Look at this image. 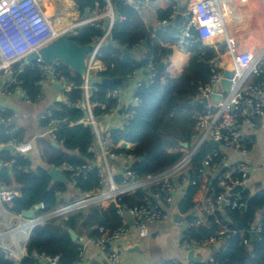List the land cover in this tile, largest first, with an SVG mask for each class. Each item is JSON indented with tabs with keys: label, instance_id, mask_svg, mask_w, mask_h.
<instances>
[{
	"label": "trees",
	"instance_id": "16d2710c",
	"mask_svg": "<svg viewBox=\"0 0 264 264\" xmlns=\"http://www.w3.org/2000/svg\"><path fill=\"white\" fill-rule=\"evenodd\" d=\"M51 0H46L50 2ZM62 0H52L53 5ZM116 13L124 17L115 21L111 33V40L104 44L100 50L99 59L104 63L105 70L93 76V82L97 89L90 97L93 113L101 118L110 108L116 104V99L107 97L109 87L101 83L103 78L121 76L128 79L139 69H146L149 61L155 64L158 71L152 84L136 89V105L129 106L132 114L127 124L111 130L115 141L125 140L134 143L133 153L136 160L131 169L138 177L157 173L173 166L183 155V151H172L171 148H180V142H187L189 146L194 144L195 115L205 110L204 101L198 100L192 103L200 94V88L207 84L212 75L211 61L226 51V46L206 45L202 42L198 32L193 31V37L188 39L187 51L191 53L187 66L182 73L172 78L166 71V66L159 67L160 62L166 61L173 53L171 47L179 42L182 33V21L171 24L170 18L175 13V7L158 10L160 21L168 20L169 24L163 28H148L142 19L139 9L125 3L124 0H110ZM58 2V3H59ZM71 2L74 6H69ZM64 14L70 20H78L84 13L98 7L103 9L105 0H66L61 2ZM186 6V5H184ZM105 30L92 25H84L72 36L79 45H89L94 38L100 37ZM140 45V48L136 46ZM127 47L136 53V57L123 55V49ZM58 69L67 79L70 89L65 91L66 101H58L54 108H47L52 112V117L59 120L54 130V138L58 148L50 146L51 157H47L48 164H34L30 158L8 150H0V159L8 160L16 157L17 163L12 174V184L20 189V195L5 206L14 212H23L42 204L43 208L37 212L48 211L59 204H65L79 194L78 191H93L100 186V177L96 169L83 170L82 166L88 165L93 159V153L89 147L94 139L91 127L84 122L85 111L82 107L75 106L84 97V79L71 67L59 62ZM20 84L8 87L7 91L20 87L27 93L32 103L38 102L42 97V85L39 84L41 73L36 63L25 65L24 71L18 75ZM259 80V78H257ZM123 86L117 84L115 86ZM9 117L10 111L2 112ZM50 119L40 120V124H46ZM26 130L17 126L15 122L0 123V144L10 141H25ZM212 144L204 142L192 157L191 165L177 177L179 193L176 203L181 212L190 213L189 219H194L192 212L197 204L193 197L200 189L202 182L201 170L204 171L202 160L205 155L213 150ZM54 164L64 169L69 184L53 181L50 177L49 165ZM64 164L71 168L64 167ZM21 166V169L17 168ZM80 169V174L74 176V170ZM241 176L234 174V177ZM188 182L186 184L185 181ZM122 175L117 180L121 181ZM2 180L0 176V181ZM76 180L73 187L71 183ZM194 181V182H193ZM186 184V185H185ZM212 201L221 193L217 186V179H211L208 185ZM143 191L138 189L133 194H125L118 200L129 204L138 202ZM235 195H232V199ZM239 202L242 207L232 208L231 205H215V211L207 216V220L188 229L191 238L203 242L216 238L223 243L215 254V259L220 264H263L264 263V187L251 190L245 186L239 192ZM201 215V214H200ZM260 215V233L252 242V250L245 239L249 238L255 221ZM218 219L219 221H216ZM120 224V217L115 204L108 207L91 205L84 211L73 213L67 218H57L43 225L33 228L27 245V256L21 260V264H36L37 256L45 253L48 255H60L59 264H73L78 257V249L81 241L71 238L69 229H73L79 236L86 234L88 237L96 236L99 227L114 230ZM225 225L227 230L219 238V232ZM246 232L241 237L240 232ZM254 255V256H253ZM0 264H14L5 257L0 249Z\"/></svg>",
	"mask_w": 264,
	"mask_h": 264
},
{
	"label": "built area",
	"instance_id": "2783aa9c",
	"mask_svg": "<svg viewBox=\"0 0 264 264\" xmlns=\"http://www.w3.org/2000/svg\"><path fill=\"white\" fill-rule=\"evenodd\" d=\"M105 1L106 5L103 9L96 7L89 13L88 17L70 20L66 24L56 26L54 19L49 16V9L53 7L52 0L50 2H43V0H0V81L5 83L6 88L21 83L18 75L24 71L25 65H27L25 61L30 53L38 52L42 47L63 34L75 35L78 29L84 25H92L105 30L102 36L94 38L91 43L93 48L86 56L87 73L86 77L83 78L84 83L82 85L84 97L80 103H75V106L84 109V122L91 127L94 134L93 142L89 147V151L93 153V159L88 165L82 166V169H96L100 177V186L93 191H78L79 194L71 201L59 204L48 211L37 212L43 208L42 204H38L33 215L26 217L23 212H14L6 208L5 203L17 198L20 195V189L2 178L0 181V249L4 252L5 257L13 262L19 261L21 263V260L27 256V245L34 227L57 218H67L73 213L84 211L91 205L108 207L110 204H115L120 217L118 227L114 230L99 227V233L96 236L81 242L78 257L73 264L84 263L86 248L89 244L95 245L109 264H121L114 243L126 237L131 227L138 231H144L150 225L172 220L171 210L176 203L179 188L175 178L191 165L192 157L198 148L211 137L220 143L221 148L233 149L244 158L249 151L247 132L253 131L257 127V117L264 116V50L258 53H238L234 50L227 37L221 12L225 0H189L182 10L183 39L193 37V31H196L201 40L204 41V32L213 31L217 28L219 34L227 40L226 51L211 61L212 75L207 84L200 88V94L197 97L200 101L206 99L209 101L208 104H205L207 109L195 115L197 140L191 148L184 149L183 157L173 166L157 173L138 177L131 169L136 160L132 151L135 144L127 142V145L123 147L125 140L115 141L112 138L111 130L103 129L101 126L104 120L119 114L118 111L123 105V86L109 88L107 97L116 99V104L101 118L94 115L90 103V97L97 89L92 76L106 68L99 59L100 50L104 44L111 40L110 33L115 21L124 19L116 13L110 0ZM124 1L136 9L141 10L142 8V0ZM68 5L74 6L71 2ZM174 16L175 13L170 18L173 19ZM107 20L109 25L105 27ZM206 20L207 22H205ZM168 23V20H162L153 30L163 28ZM111 41L116 43L114 40ZM210 46H215L214 42ZM136 47L140 48V45ZM224 58L227 59V62H224ZM59 62L57 60L50 66L40 57L32 62L36 63L41 73L39 84H60L62 88L70 89L71 86L68 85L67 79L58 69ZM228 63L233 64L235 73L231 77L230 91L224 92L221 81L226 71L225 64ZM146 71V78L137 81V88L152 84L155 81L158 71L152 61L147 63ZM18 88L24 99L32 103L27 93L20 87ZM214 93L221 94V99L218 102L211 101V95ZM135 101L138 102L137 97H135ZM129 106L126 105L123 112L128 118L132 116ZM2 112L4 109L0 107V123L14 122L15 115L5 117ZM42 119H50L42 127L54 137V130L59 120L52 117V112L49 109L40 117V120ZM127 121L128 119L125 124ZM6 144L15 147L14 153L32 160L30 143L10 141ZM6 144H0V146ZM224 161L221 149L214 148L202 160L204 171L201 170V175L206 174L208 169L221 168ZM16 163V157L8 160L0 159V165L8 166L11 175ZM52 166L56 165L50 164L49 168ZM64 167L71 168L67 164H64ZM17 168L21 169L22 167L17 165ZM249 170L250 166L247 162L242 161L236 168L237 174L241 175L240 177L217 175V186L221 189L220 195L213 201L210 198L209 204L202 207L200 213L194 215V219L186 218L184 220L181 247L185 251L189 252L209 242V240L199 242L191 238L188 229L206 221L207 216L215 211L216 204L231 205L232 208L243 206V203L238 200L239 193L230 194V191L237 185H242L243 188L247 186ZM79 174L80 169H75L73 175L78 176ZM120 174L122 179L118 181L117 177ZM185 182L188 184L187 181ZM76 183L74 180L71 185L75 187ZM138 189L143 191L138 202L129 204L118 200L121 196L133 194ZM232 195H235L233 199L231 198ZM128 216L133 220L132 224L129 223ZM216 221L219 220L216 219ZM226 230L227 227L223 225L219 232V238H222ZM256 230L260 231L261 227L258 226ZM37 259L36 264H59L60 255L53 256L43 253L37 256ZM162 264L182 263L168 260ZM187 264L220 263L214 257H210L204 260H189Z\"/></svg>",
	"mask_w": 264,
	"mask_h": 264
},
{
	"label": "crops",
	"instance_id": "0c3cea01",
	"mask_svg": "<svg viewBox=\"0 0 264 264\" xmlns=\"http://www.w3.org/2000/svg\"><path fill=\"white\" fill-rule=\"evenodd\" d=\"M183 1L187 2L189 0H142L143 4L140 10L142 19L148 28L154 29L160 22L158 18V10L166 9L172 5L175 7L176 14L179 11L180 6L183 4ZM239 1L240 0H233V3H231L230 0H225L223 3L224 5L221 7L227 37L236 52L258 53L264 50V0H258V3H254V0H245L247 2L249 1V6H246L247 4L245 3L244 5L239 3ZM43 2H46V0H43ZM61 2L57 3L58 7L61 6ZM241 7H248V11H251V13L246 17H242L239 12H237ZM229 23H234V25L229 26ZM239 25L241 26L238 27ZM258 32L261 34L263 33V38L261 35L259 36L260 33ZM257 40L261 45L256 43ZM221 41L222 39L215 41V46L217 44H221ZM188 42V39H183L181 33L177 44H165L173 50V53L169 55L166 60V71L172 78L178 77L182 73L184 67L189 63L191 53L187 51ZM223 60L224 62H227V59L224 58ZM228 64H225L226 67ZM146 76L147 71L143 68L135 71L134 74L128 78V85H123V104L127 106L134 104L135 92L137 89L136 83L137 81L144 80ZM54 85L55 84L42 85L41 100L36 103H29L24 99L19 88L13 91H7L5 83L0 81V107H3L4 111L12 112L11 116L15 115L14 122L16 125L23 127L27 134L34 132L31 137L27 136L26 141H24L30 143L32 146V162L34 164H48L47 162L34 159V150H39L40 154L45 159H48L47 157L52 156L49 147L52 145L58 148V145L53 144L56 139L48 131L43 129L39 119L40 115L46 108L55 107V103L59 101L58 99L60 97L63 99L61 102L66 101L65 91H67V89H57ZM205 109H207V106ZM121 116L122 114H118L111 117L107 120L108 123L106 126L104 123L103 126L101 124L102 128L112 130L117 127H123L125 125V120L122 121ZM39 126H41L43 130L38 131L37 129ZM247 133L249 151L244 158L233 149L221 148V152L225 159L224 165L221 168L208 169L206 174L202 176L203 184L193 197L197 206L192 212V215H198L200 213V209L209 204L211 197L208 194V185L211 184V179H216L218 174H223L226 177H233L234 174H237L236 168L242 161L247 162L250 166L247 186H249L253 191L257 188L264 187V116L257 117V127L253 131H248ZM196 140L197 133L194 137V142ZM36 141L37 146H35ZM184 149L185 148L181 146L180 148H171L169 151L184 152ZM176 179L177 178H175V182L180 185ZM177 193H179V188ZM258 226H260V215L252 228V230H255L253 239L251 232L249 238L245 239L251 250L254 238L260 233V231L256 230ZM183 231L184 225L176 224L172 220L150 225L144 231H138L134 227H131L128 235L116 241L114 243V247L117 250L121 264H162L164 261L168 260L187 264L190 260L188 258V252L181 247ZM245 234L246 232L244 231L240 232L241 237H245ZM79 237L81 238V242L89 238L86 234L80 235ZM222 245L223 243L221 240L212 238L208 243L200 245L194 249L193 260H204L210 257L215 258V254L222 247ZM103 260L104 256L96 248V246L89 244L86 248L85 261L83 264H103Z\"/></svg>",
	"mask_w": 264,
	"mask_h": 264
},
{
	"label": "water",
	"instance_id": "95a60500",
	"mask_svg": "<svg viewBox=\"0 0 264 264\" xmlns=\"http://www.w3.org/2000/svg\"><path fill=\"white\" fill-rule=\"evenodd\" d=\"M184 9V4L180 6L179 11L175 14L174 18L171 21V24H175L176 22L180 21L182 19V10ZM90 11L87 10L84 13V18L89 16ZM169 24V23H168ZM167 24V25H168ZM109 25V21L107 20L105 22V27ZM221 45L226 46L227 40H222ZM92 45H79L77 44L73 39L72 36L69 34H63L57 39L53 40L48 45L42 47L38 52H32L30 53L25 63L29 64L34 62L38 57H40L44 62H46L48 65H53L55 61L59 60L65 65L71 67L73 70H75L81 77L85 78L87 73V67H86V56L88 53L92 51ZM123 55H128L131 57H136V53L129 48L125 47L122 51ZM167 65L166 61H162L159 64L160 68H163ZM235 69L233 67L232 63H229L226 67V71L224 74V78L221 81V87L224 92L230 91V85H231V77L234 75ZM101 83L104 86L109 87L112 89L117 84H123L124 86L128 85V79H125L121 76L113 77V78H103L101 80ZM55 88L60 89L62 88V85L55 84ZM65 87V86H64ZM221 99L220 93H214L211 95V101L218 102ZM59 101H62L61 97L58 99ZM198 100L194 99L192 103H196ZM208 100H204L205 104H208ZM138 102L135 101L134 105H136ZM53 107V106H52ZM126 105L123 104L122 107L119 109V114H123L125 111ZM208 142L213 145L216 149H221L220 143L213 138L209 137ZM53 144H58L57 142H53ZM181 146L184 148H188L189 144L187 142H180ZM127 145L126 142L123 143V147ZM0 150H10L15 151V147L11 144H6L3 146H0ZM50 177L53 181H60L66 184H69V180L67 179L64 169L61 167L52 166L49 168L48 171ZM0 175L3 179L6 181L12 182V175L10 173V170L8 166L6 165H0ZM243 189L242 185L235 186L231 191L230 194H237ZM38 208V205H35L33 208L24 210L23 215L26 217H31L34 213V210ZM190 215V213H183L181 212L178 203H175L174 207L171 210V218L172 221L176 224H183L184 220ZM129 223L132 224L133 220L131 217L128 216ZM69 233L71 235V238L74 241H81V238L79 235L73 230L69 229ZM252 239L255 235V230L251 231ZM188 258L190 260L194 259V250H190L188 252ZM199 259V258H198ZM14 264H21L19 261H15ZM103 264H109V262L104 259Z\"/></svg>",
	"mask_w": 264,
	"mask_h": 264
},
{
	"label": "rangeland",
	"instance_id": "374dc122",
	"mask_svg": "<svg viewBox=\"0 0 264 264\" xmlns=\"http://www.w3.org/2000/svg\"><path fill=\"white\" fill-rule=\"evenodd\" d=\"M59 1H57L55 4H54V6L51 8V9H49V15L50 16H52V19H54V21H55V23L57 22V24L59 25V24H61L62 22H68V20L70 21V19H68L69 17H67L65 14H64V9H63V7H61V6H57V3H58ZM259 1L258 0H254V3H258ZM183 4L185 5L186 4V2L185 1H183ZM65 18H67V19H65ZM258 33H260V32H258ZM263 34V33H262ZM262 34L260 33L259 34V36L261 35L262 36ZM222 38H224V37H222ZM242 38H244V37H242ZM262 38H263V36H262ZM219 40H221L220 38L217 40V41H219ZM223 40V39H222ZM202 42L204 43V44H206V45H210L211 43H207V42H205V41H203L202 40ZM256 43H258L259 45H261L259 42H258V40H257V42ZM241 53V52H240ZM92 80H93V76H92ZM41 100V99H40ZM39 100V101H40ZM38 101V102H39ZM46 110H47V108L44 110V112L40 115V117L43 115V114H45L46 113ZM40 117H39V119H40ZM121 119H122V121H126L127 119H128V117H127V115L126 114H124V115H122L121 116ZM103 123L105 124V126L107 125V120H105V121H103L102 122V126H103ZM30 130V129H29ZM38 131H40V130H43L42 128H41V126H39L38 127V129H37ZM34 134V132L33 133H28L27 134V132H26V136H25V141H26V139H27V136H29V137H31L32 135ZM35 146H37V141L35 142ZM33 158L34 159H37V160H39V161H43V162H46V159L40 154V152H39V150H34V154H33Z\"/></svg>",
	"mask_w": 264,
	"mask_h": 264
},
{
	"label": "bare ground",
	"instance_id": "6f19581e",
	"mask_svg": "<svg viewBox=\"0 0 264 264\" xmlns=\"http://www.w3.org/2000/svg\"><path fill=\"white\" fill-rule=\"evenodd\" d=\"M231 1V3H233V0H230ZM249 2V1H248ZM248 2L247 1H245V0H240L239 1V3H242L243 5H244V3L245 4H247L246 6H249V4H248ZM240 6V5H239ZM243 7H245V6H243ZM243 7H241L240 9H239V11H237V12H239V14L242 16V17H246L248 14H250L251 13V11H248V7H246V8H243ZM234 9H235V7H234ZM233 9V10H234ZM232 14V13H231ZM254 15V14H253ZM253 18V17H252ZM69 22V21H68ZM68 22H62L61 24H55L56 26H61V25H63V24H66V23H68ZM205 22H207V20L205 21ZM235 23V22H234ZM234 23H229L228 25L229 26H232V25H234ZM244 24V23H243ZM242 25V24H241ZM241 25H239L238 27H240ZM242 29V28H241ZM239 30V29H238ZM223 37V35H220L219 34V31H218V29L216 28L215 30H213V31H211V30H208V31H206V32H204V41L205 42H207V43H212V42H215V41H217L219 38L220 39H224V38H222ZM197 99V98H196ZM197 100H199V99H197ZM135 103V102H134ZM205 104V103H204ZM56 142V141H55ZM124 142H126L127 143V141H124ZM188 148H191V147H188ZM188 148H185V149H188ZM185 153V152H184ZM188 218V217H187Z\"/></svg>",
	"mask_w": 264,
	"mask_h": 264
}]
</instances>
